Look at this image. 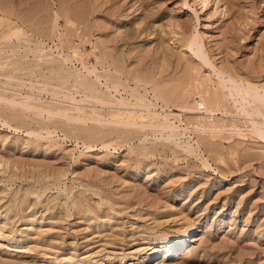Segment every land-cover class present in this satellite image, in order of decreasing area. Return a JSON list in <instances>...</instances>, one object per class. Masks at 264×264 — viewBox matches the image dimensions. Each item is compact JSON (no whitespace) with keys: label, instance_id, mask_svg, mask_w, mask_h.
Returning a JSON list of instances; mask_svg holds the SVG:
<instances>
[{"label":"rangeland","instance_id":"obj_1","mask_svg":"<svg viewBox=\"0 0 264 264\" xmlns=\"http://www.w3.org/2000/svg\"><path fill=\"white\" fill-rule=\"evenodd\" d=\"M263 90L264 0H0V264H264Z\"/></svg>","mask_w":264,"mask_h":264},{"label":"bare ground","instance_id":"obj_2","mask_svg":"<svg viewBox=\"0 0 264 264\" xmlns=\"http://www.w3.org/2000/svg\"><path fill=\"white\" fill-rule=\"evenodd\" d=\"M192 41H193V39H192ZM197 43V42H196ZM195 46V45H194ZM200 48V47H199ZM204 55V54H203ZM203 62H205V59H204V61ZM209 62V61H208ZM205 64V63H204ZM203 64V65H204ZM218 71V70H217ZM220 72V71H219ZM223 73V72H222ZM221 74V73H220ZM224 74V73H223ZM230 77V76H229ZM231 78V77H230ZM222 80V79H221ZM230 80H232V78L230 79ZM235 81V80H234ZM225 84V83H224ZM239 84V83H238ZM238 84H237V87H238ZM240 86H242V85H240ZM230 88V87H229ZM252 88V87H251ZM231 90V89H230ZM234 90V89H233ZM239 90V89H238ZM237 89H236V91H238ZM245 90H248V88L247 89H245ZM240 91V90H239ZM249 91V90H248ZM259 91H262V90H259ZM233 92V91H232ZM235 92V91H234ZM239 93V92H238ZM263 93H264V90H263ZM236 94H237V92H236ZM235 94V95H236ZM241 94V93H240ZM243 94H244V92H243ZM213 95H215V94H213ZM255 95H257V94H255ZM260 95V94H259ZM233 96V95H232ZM242 98V97H241ZM258 98V97H257ZM241 100V99H240ZM244 100V99H243ZM261 100V99H260ZM237 102V101H236ZM261 102V101H260ZM264 103V102H263ZM240 104H242L241 102H240ZM122 105H123V103H122ZM239 105V104H238ZM202 106H204V104H202ZM203 109H205L204 111H205V113L206 112H208V110H210V109H208L207 107H204ZM241 109V108H240ZM256 126H257V123H256ZM174 127V126H173ZM172 127V128H173ZM172 128H168V129H172ZM176 128V127H175ZM194 130V129H193ZM259 130H261V129H259ZM259 130H257V131H259ZM262 132V131H261ZM260 132V133H261ZM264 132V131H263ZM184 238H186L185 237V235L184 234H182V235H180L179 236V238H177L178 240H177V242L174 244V245H172L170 248L171 249H173L176 245H177V247L179 246V245H181L183 242H184ZM159 250H162L161 248H156L155 250H154V255H156L157 254V252H159Z\"/></svg>","mask_w":264,"mask_h":264}]
</instances>
